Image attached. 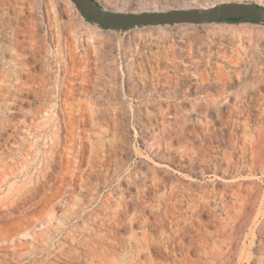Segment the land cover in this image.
<instances>
[{"label":"rangeland","instance_id":"374dc122","mask_svg":"<svg viewBox=\"0 0 264 264\" xmlns=\"http://www.w3.org/2000/svg\"><path fill=\"white\" fill-rule=\"evenodd\" d=\"M94 1L130 14L264 7ZM261 82L264 23L103 29L69 0H0V156L30 164L9 184L45 173L34 194L45 207L0 206V264H124L133 238L150 264H200L225 250L221 226L243 216L245 193L264 190L251 160L264 127ZM258 200L249 210L257 226L242 233L254 255L264 240ZM29 224L40 228L32 240L18 233Z\"/></svg>","mask_w":264,"mask_h":264},{"label":"bare ground","instance_id":"6f19581e","mask_svg":"<svg viewBox=\"0 0 264 264\" xmlns=\"http://www.w3.org/2000/svg\"><path fill=\"white\" fill-rule=\"evenodd\" d=\"M69 1L71 5L75 6L73 0ZM213 7H215L214 4L202 3L198 6V9L208 11ZM66 10L67 12L71 11L70 5H66ZM157 11L166 12L167 9H157L155 7H152L151 12ZM261 86L264 87V82H261L260 85L254 87V89L257 90ZM69 91H72V87L69 88ZM261 131L262 133L257 136V138L251 140L253 149V155L251 157V160L254 165L256 163L264 171V127H261ZM31 147V145H28V147L26 148L27 154H30L29 150L31 149ZM255 152L256 154H254ZM8 158L9 159L6 160V157L0 156V206L5 204L9 206V208L21 207L29 214H33L39 205L45 207V194L44 196L39 197L38 201L34 200L35 187L40 186V180H45V173L39 174L36 180H33V178L29 176L28 180L24 183H21L20 185H17L15 183L9 184V182L15 177H21L29 174L30 164L26 158L20 162H18L16 160V157L13 155L9 156ZM230 158L231 154L228 155L226 159L228 163L231 162ZM4 189L6 190V192L4 195H1ZM263 198L264 190L262 191L261 195H258L257 191L254 189L251 192L249 191L248 193H245L242 196V198L240 199L241 201L239 202V206L243 208V216H241L239 212L235 213L234 216L229 217V221L226 222L224 226H221L220 231H218V233L220 232V235L218 234L220 236L219 238H221V242L224 244V246H226V249L219 250L217 252H212L208 256V259L205 258L206 261L201 262L200 264H264V240L257 241L258 244L256 245V250L258 255H254L253 253L247 250V236L242 239V233L246 227H250V232H253V227L251 228V226H257L255 223V219H251L252 215L250 214L249 210H254L256 205L260 202L258 199L262 200ZM262 202L263 201H261L260 203L262 204ZM39 209L40 210H38V212L42 215V217L45 218V209ZM37 220L43 221L45 219ZM13 223L15 224V222ZM43 224L44 223H41L38 226H42ZM39 229H37V224H29L23 231H20L18 233L25 235L23 239L32 240V238L37 236V231ZM130 248L133 254L128 260H126V263L124 264H150L147 261L140 260V255H143L144 250L146 249L144 248L143 243L139 239L133 238V242L130 243ZM99 259L100 260L96 259L99 264H105V260H102L101 257H99ZM16 264L30 263L27 260H24L23 258L21 262ZM31 264H35V262L33 261Z\"/></svg>","mask_w":264,"mask_h":264},{"label":"water","instance_id":"95a60500","mask_svg":"<svg viewBox=\"0 0 264 264\" xmlns=\"http://www.w3.org/2000/svg\"><path fill=\"white\" fill-rule=\"evenodd\" d=\"M73 1L84 18L101 28L215 22L237 18L264 23V7L248 3L216 5L208 11L172 10L168 12L130 14L108 12L96 6L91 0Z\"/></svg>","mask_w":264,"mask_h":264},{"label":"trees","instance_id":"16d2710c","mask_svg":"<svg viewBox=\"0 0 264 264\" xmlns=\"http://www.w3.org/2000/svg\"><path fill=\"white\" fill-rule=\"evenodd\" d=\"M96 6L97 3L94 0H91ZM99 7V6H98ZM85 20L89 23H93L92 21L88 20L87 18H85ZM217 23H221V22H225V23H239V22H250V23H261V22H257L254 20H248V19H241V18H237V19H228V20H224V21H215ZM100 27V26H99ZM101 28V27H100ZM117 27H108V28H103V29H116ZM125 29H129L132 28L131 26L128 27H124Z\"/></svg>","mask_w":264,"mask_h":264}]
</instances>
